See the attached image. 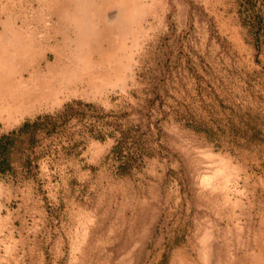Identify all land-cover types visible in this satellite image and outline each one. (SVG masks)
<instances>
[{
    "label": "rangeland",
    "instance_id": "1",
    "mask_svg": "<svg viewBox=\"0 0 264 264\" xmlns=\"http://www.w3.org/2000/svg\"><path fill=\"white\" fill-rule=\"evenodd\" d=\"M68 1L0 0V264H264V0Z\"/></svg>",
    "mask_w": 264,
    "mask_h": 264
},
{
    "label": "bare ground",
    "instance_id": "2",
    "mask_svg": "<svg viewBox=\"0 0 264 264\" xmlns=\"http://www.w3.org/2000/svg\"><path fill=\"white\" fill-rule=\"evenodd\" d=\"M70 2L78 4L82 3L83 0H70ZM76 14L77 12L74 11L73 16ZM77 29L81 33L79 36L81 42L89 38L90 32L84 23L78 24ZM8 31L5 28L4 33L6 35L4 34L3 38H0V118L14 120L25 114L31 108L30 104L43 97L45 85L39 81L30 83L21 76L18 77V80L13 75L5 76V73L11 71V68L17 64V60H22L26 53L31 52L29 51L30 46L24 47L23 42L20 41L21 35L19 33H8ZM56 60L57 57L55 56ZM45 66L48 72L54 68L53 64L49 63H46ZM35 73H29V78L35 79L36 76H33Z\"/></svg>",
    "mask_w": 264,
    "mask_h": 264
},
{
    "label": "trees",
    "instance_id": "3",
    "mask_svg": "<svg viewBox=\"0 0 264 264\" xmlns=\"http://www.w3.org/2000/svg\"><path fill=\"white\" fill-rule=\"evenodd\" d=\"M33 124H36V122ZM29 126L30 123L25 122L21 127L0 136V175H6L13 172L10 156L18 138L26 133Z\"/></svg>",
    "mask_w": 264,
    "mask_h": 264
}]
</instances>
